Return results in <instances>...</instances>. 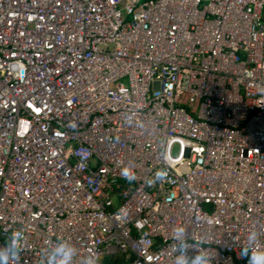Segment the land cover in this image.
I'll use <instances>...</instances> for the list:
<instances>
[{
  "label": "built area",
  "instance_id": "built-area-1",
  "mask_svg": "<svg viewBox=\"0 0 264 264\" xmlns=\"http://www.w3.org/2000/svg\"><path fill=\"white\" fill-rule=\"evenodd\" d=\"M263 11L0 0V264L264 250Z\"/></svg>",
  "mask_w": 264,
  "mask_h": 264
},
{
  "label": "clouds",
  "instance_id": "clouds-1",
  "mask_svg": "<svg viewBox=\"0 0 264 264\" xmlns=\"http://www.w3.org/2000/svg\"><path fill=\"white\" fill-rule=\"evenodd\" d=\"M242 255L247 258L248 264H264V250L249 248L242 250Z\"/></svg>",
  "mask_w": 264,
  "mask_h": 264
},
{
  "label": "rangeland",
  "instance_id": "rangeland-1",
  "mask_svg": "<svg viewBox=\"0 0 264 264\" xmlns=\"http://www.w3.org/2000/svg\"><path fill=\"white\" fill-rule=\"evenodd\" d=\"M263 16H264V11H263ZM108 260H109V263H113V261H115L117 264H124L127 262L126 256L124 254H121V253L106 256V258L103 259L102 261L105 262L106 264H108Z\"/></svg>",
  "mask_w": 264,
  "mask_h": 264
},
{
  "label": "trees",
  "instance_id": "trees-1",
  "mask_svg": "<svg viewBox=\"0 0 264 264\" xmlns=\"http://www.w3.org/2000/svg\"><path fill=\"white\" fill-rule=\"evenodd\" d=\"M263 20H264V16H263Z\"/></svg>",
  "mask_w": 264,
  "mask_h": 264
}]
</instances>
